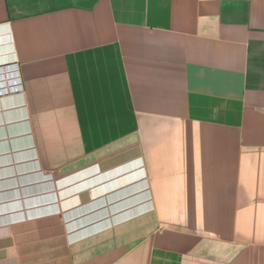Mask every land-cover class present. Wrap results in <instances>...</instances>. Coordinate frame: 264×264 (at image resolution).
Returning a JSON list of instances; mask_svg holds the SVG:
<instances>
[{
    "label": "crops",
    "instance_id": "1",
    "mask_svg": "<svg viewBox=\"0 0 264 264\" xmlns=\"http://www.w3.org/2000/svg\"><path fill=\"white\" fill-rule=\"evenodd\" d=\"M3 67L0 264H264V0H0Z\"/></svg>",
    "mask_w": 264,
    "mask_h": 264
},
{
    "label": "bare ground",
    "instance_id": "2",
    "mask_svg": "<svg viewBox=\"0 0 264 264\" xmlns=\"http://www.w3.org/2000/svg\"><path fill=\"white\" fill-rule=\"evenodd\" d=\"M2 71H4V73ZM16 74H17V72L14 69V67H13V69L12 68H7V67H5V68L3 67L2 69H0V79L4 78V77H7V75H9V77H10V79L6 78L2 82L0 81L1 82L0 83V87L1 86H3V87L6 86L7 87V89H6L7 91L11 90L12 89L11 88L12 83L15 84L16 80H18V78L16 77L17 76ZM18 89H20V85L19 84H18V87L16 88V90H18ZM0 90H1V88H0ZM4 91L5 90H2V92H4Z\"/></svg>",
    "mask_w": 264,
    "mask_h": 264
},
{
    "label": "built area",
    "instance_id": "3",
    "mask_svg": "<svg viewBox=\"0 0 264 264\" xmlns=\"http://www.w3.org/2000/svg\"><path fill=\"white\" fill-rule=\"evenodd\" d=\"M19 90V89H18Z\"/></svg>",
    "mask_w": 264,
    "mask_h": 264
}]
</instances>
